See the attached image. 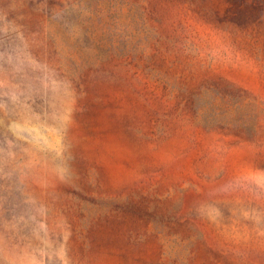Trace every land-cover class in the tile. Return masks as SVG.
<instances>
[{"label":"rangeland","instance_id":"374dc122","mask_svg":"<svg viewBox=\"0 0 264 264\" xmlns=\"http://www.w3.org/2000/svg\"><path fill=\"white\" fill-rule=\"evenodd\" d=\"M0 264H264V0H0Z\"/></svg>","mask_w":264,"mask_h":264}]
</instances>
